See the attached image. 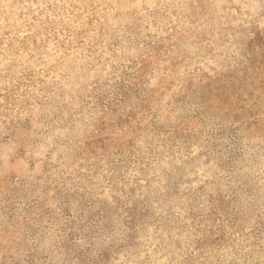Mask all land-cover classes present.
Here are the masks:
<instances>
[{"label":"rangeland","instance_id":"1","mask_svg":"<svg viewBox=\"0 0 264 264\" xmlns=\"http://www.w3.org/2000/svg\"><path fill=\"white\" fill-rule=\"evenodd\" d=\"M0 264H264V0H0Z\"/></svg>","mask_w":264,"mask_h":264}]
</instances>
